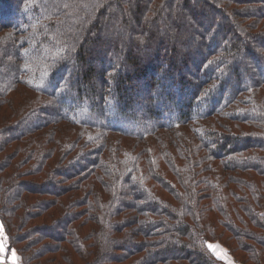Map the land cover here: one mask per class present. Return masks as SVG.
Masks as SVG:
<instances>
[{
  "label": "trees",
  "instance_id": "obj_1",
  "mask_svg": "<svg viewBox=\"0 0 264 264\" xmlns=\"http://www.w3.org/2000/svg\"><path fill=\"white\" fill-rule=\"evenodd\" d=\"M0 226L20 264H264V0H0Z\"/></svg>",
  "mask_w": 264,
  "mask_h": 264
},
{
  "label": "rangeland",
  "instance_id": "obj_2",
  "mask_svg": "<svg viewBox=\"0 0 264 264\" xmlns=\"http://www.w3.org/2000/svg\"><path fill=\"white\" fill-rule=\"evenodd\" d=\"M4 256L6 257V248L4 247ZM17 253H15V261H14V258H13V255H9L8 258H7V263L5 264H17L19 261H17ZM18 260H19V257H18Z\"/></svg>",
  "mask_w": 264,
  "mask_h": 264
},
{
  "label": "snow or ice",
  "instance_id": "obj_3",
  "mask_svg": "<svg viewBox=\"0 0 264 264\" xmlns=\"http://www.w3.org/2000/svg\"><path fill=\"white\" fill-rule=\"evenodd\" d=\"M0 228H2V226H0ZM209 249L213 250L215 252V249L218 248L219 246L218 245H208ZM0 251H3V246L0 245ZM13 258H14V261H15V253H13ZM220 258V257H218Z\"/></svg>",
  "mask_w": 264,
  "mask_h": 264
},
{
  "label": "crops",
  "instance_id": "obj_4",
  "mask_svg": "<svg viewBox=\"0 0 264 264\" xmlns=\"http://www.w3.org/2000/svg\"><path fill=\"white\" fill-rule=\"evenodd\" d=\"M13 253H17V252L13 250V251H11L10 253L7 254V250H6V258H8V256H9L10 254L13 255ZM17 256H18V253H17ZM18 257H19V256H18ZM18 257H17V261H19V260H18ZM17 264H20V261H19Z\"/></svg>",
  "mask_w": 264,
  "mask_h": 264
}]
</instances>
